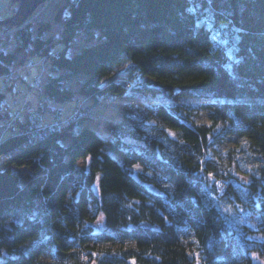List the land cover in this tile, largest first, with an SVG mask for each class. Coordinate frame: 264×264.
Masks as SVG:
<instances>
[{
  "label": "trees",
  "instance_id": "1",
  "mask_svg": "<svg viewBox=\"0 0 264 264\" xmlns=\"http://www.w3.org/2000/svg\"><path fill=\"white\" fill-rule=\"evenodd\" d=\"M11 8L12 22L0 24L12 28L9 46L0 47V76L33 55L45 59L46 73L32 106L0 130V264H254V255L264 257V0H60L52 13L57 34H43L47 21L18 23ZM80 31L94 41L68 53ZM127 62L136 87L153 96L151 123L121 118L119 131L104 137L78 127L82 108L62 120L59 105L75 96L124 95L119 82L99 83ZM77 74L75 88L63 83ZM161 94L192 103L154 97ZM195 109L210 126L194 122ZM226 121L261 159L242 207L254 228L213 198L203 155L211 127ZM98 214L115 235L97 229Z\"/></svg>",
  "mask_w": 264,
  "mask_h": 264
},
{
  "label": "rangeland",
  "instance_id": "2",
  "mask_svg": "<svg viewBox=\"0 0 264 264\" xmlns=\"http://www.w3.org/2000/svg\"><path fill=\"white\" fill-rule=\"evenodd\" d=\"M59 1L60 0L43 1V3L39 4L26 19L40 20V22L47 21L50 26L49 29L43 32V34L50 32L57 34L60 25L52 21V13L54 7ZM4 2L7 6V12L2 13L3 19L6 18L5 14L10 11V8L13 7L14 12V7L16 6V4H10L8 0H4ZM11 29L12 28L8 30ZM2 30L5 29H0V31ZM94 34H97V32H94ZM92 41H94V38L91 39L87 33L80 31L76 34L69 46L68 53H71L81 45ZM18 55L19 53H17L16 57H18ZM44 60L45 59L42 56H29L26 58V61L21 62L18 70L15 71L16 74L14 78H11L10 80H4L3 77L0 78V84H3L4 82L11 84V87L6 90V95L9 97L15 96L20 98L22 95L27 94L33 102L37 92L36 87L33 85L32 75L46 69V63ZM130 66L131 64L127 62L116 67L114 71L104 77L99 83L100 87H104L110 82H119L122 84V87L125 88L124 95L116 97L112 94H108L95 101L88 97L85 98L78 96L83 102L81 108L83 109L82 114L84 115L82 121L78 124L79 128L87 126L96 129L102 134V136L109 137L111 133L119 131L117 122L121 118L131 121L143 118L147 123H151L153 115V96L150 99L145 97V91L136 87L138 86L136 83L138 81V76L135 71L130 70ZM82 78L83 76L79 74L72 75L69 78L64 79L63 83L75 88ZM154 97L159 98L164 102L175 101L180 103L182 101L183 103H192V101L186 99L181 100L180 98L172 97L167 94L156 95ZM73 106L74 100H69L68 103L60 105L61 112L58 115L62 116L65 110ZM195 112L196 114L191 116L194 122L204 123L207 126L211 125L204 110L200 111L195 109ZM130 114L136 115L137 118L130 117ZM52 115V112H49L47 121L52 119ZM211 130L213 134H209L206 139L208 146L203 156L208 159L207 174L209 175V180L210 182L212 181L215 183L216 193H214L213 198L223 210H226L231 214H238L236 217L238 222L252 225L254 228L257 223L244 212L242 207L251 202L246 183L248 182V178L257 172V167L261 163V159L249 149L248 140L235 132L234 124L230 121L224 123L219 122L212 126ZM146 131L148 134L155 133L153 128H147ZM103 150L112 156L118 157L116 151L108 143H105ZM85 163L86 159L78 160L75 164V168L80 169L81 167H84ZM14 170L20 175L21 183H24L26 181V177L23 175L24 169L19 168ZM216 174L220 177L217 178ZM234 207L239 208L240 211H234ZM95 224H98V230H105L112 235H115L116 233L115 230L104 227L100 214L97 215ZM260 227L261 225L257 226V228ZM95 248L100 250L114 249L106 244L97 245ZM5 255L6 253L4 251L0 252V262ZM253 263L264 264V257L260 258L254 255Z\"/></svg>",
  "mask_w": 264,
  "mask_h": 264
},
{
  "label": "built area",
  "instance_id": "3",
  "mask_svg": "<svg viewBox=\"0 0 264 264\" xmlns=\"http://www.w3.org/2000/svg\"><path fill=\"white\" fill-rule=\"evenodd\" d=\"M4 12L5 13L7 12V6L4 2V0H0V21L3 19L2 13H4ZM9 33H10V30L0 31V47L4 46L6 44V36ZM39 77H40L39 75H36L34 78H35V80H38ZM3 102L8 103L6 98H3ZM9 103L14 107V109L12 110V118L6 122H0V128L7 129V128L11 127L13 119L15 117L20 116L22 114V112L24 110H26L27 108H29V106H30V102L26 96H24L18 100L12 99Z\"/></svg>",
  "mask_w": 264,
  "mask_h": 264
},
{
  "label": "water",
  "instance_id": "4",
  "mask_svg": "<svg viewBox=\"0 0 264 264\" xmlns=\"http://www.w3.org/2000/svg\"><path fill=\"white\" fill-rule=\"evenodd\" d=\"M10 4H16L14 7V15L19 17L18 23H22L33 12V10L45 0H8ZM12 22V18H5L0 24ZM153 189V187H150Z\"/></svg>",
  "mask_w": 264,
  "mask_h": 264
}]
</instances>
